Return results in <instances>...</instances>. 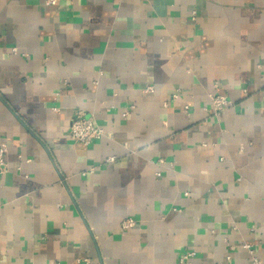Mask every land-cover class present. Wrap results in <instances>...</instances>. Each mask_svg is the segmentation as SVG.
Segmentation results:
<instances>
[{
  "label": "crops",
  "instance_id": "crops-1",
  "mask_svg": "<svg viewBox=\"0 0 264 264\" xmlns=\"http://www.w3.org/2000/svg\"><path fill=\"white\" fill-rule=\"evenodd\" d=\"M0 142V264L264 261V0H0Z\"/></svg>",
  "mask_w": 264,
  "mask_h": 264
},
{
  "label": "built area",
  "instance_id": "built-area-1",
  "mask_svg": "<svg viewBox=\"0 0 264 264\" xmlns=\"http://www.w3.org/2000/svg\"><path fill=\"white\" fill-rule=\"evenodd\" d=\"M60 1L61 0H47V4L56 5ZM146 90L149 92H153L154 87L150 85ZM229 103L230 100L228 96L223 93H215L212 97V109L216 114L221 113L229 105ZM134 108L135 106L132 105L129 108L125 109L123 115H130L133 112ZM187 108L188 106H186V109ZM105 134L107 133L104 127L98 124L93 116L87 115L83 110H78L74 113V117L70 127V136L74 141L83 144L84 146H89L95 140L100 139ZM7 150V144L5 142H0V172L8 171V163L6 159ZM114 159L115 157H110L107 161H113ZM90 170L92 171L93 168ZM84 174H86V172H84ZM135 225V219L128 218L123 222L122 226L124 229H128ZM230 249L234 251L236 249V246L232 245ZM241 249L244 250V252L249 256L252 264H264V261L257 255V247L252 243L244 241L241 244ZM196 254V251H187L181 257V261L189 262L193 257L196 256ZM231 258L232 256L228 255L227 262H229Z\"/></svg>",
  "mask_w": 264,
  "mask_h": 264
}]
</instances>
